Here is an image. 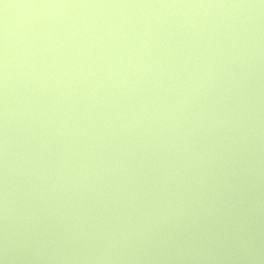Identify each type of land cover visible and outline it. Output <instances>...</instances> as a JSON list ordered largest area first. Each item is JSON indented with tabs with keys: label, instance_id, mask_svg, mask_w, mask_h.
<instances>
[{
	"label": "clouds",
	"instance_id": "obj_1",
	"mask_svg": "<svg viewBox=\"0 0 264 264\" xmlns=\"http://www.w3.org/2000/svg\"><path fill=\"white\" fill-rule=\"evenodd\" d=\"M0 6V264L254 258L264 0Z\"/></svg>",
	"mask_w": 264,
	"mask_h": 264
},
{
	"label": "water",
	"instance_id": "obj_2",
	"mask_svg": "<svg viewBox=\"0 0 264 264\" xmlns=\"http://www.w3.org/2000/svg\"><path fill=\"white\" fill-rule=\"evenodd\" d=\"M24 2V0H5L10 5ZM37 2H56V0H37ZM190 2H220V0H190ZM3 8L0 6V17L3 14ZM15 8L7 10L10 26L15 22ZM261 47L264 48V34L261 37ZM260 90L264 96V56L260 60ZM252 255L254 258H246L237 261V264H264V181H262L257 193L256 211L253 218L252 231Z\"/></svg>",
	"mask_w": 264,
	"mask_h": 264
}]
</instances>
